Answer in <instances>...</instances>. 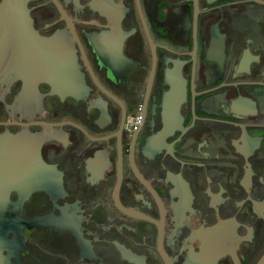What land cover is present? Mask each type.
Wrapping results in <instances>:
<instances>
[{"label":"flooded vegetation","instance_id":"obj_1","mask_svg":"<svg viewBox=\"0 0 264 264\" xmlns=\"http://www.w3.org/2000/svg\"><path fill=\"white\" fill-rule=\"evenodd\" d=\"M27 7L48 44L0 61V264H256L264 0Z\"/></svg>","mask_w":264,"mask_h":264},{"label":"water","instance_id":"obj_2","mask_svg":"<svg viewBox=\"0 0 264 264\" xmlns=\"http://www.w3.org/2000/svg\"><path fill=\"white\" fill-rule=\"evenodd\" d=\"M27 2L28 0H2L0 3V61L11 51L15 61L22 66H29L37 60L38 52L43 50V44H48V40L34 30ZM40 45L42 46L39 47ZM65 69V73L71 74L68 67ZM5 180L6 177L3 179L4 183ZM3 194L4 184L0 185V195ZM7 205L1 198L0 222L5 220L1 216L9 211ZM256 264H264V253Z\"/></svg>","mask_w":264,"mask_h":264}]
</instances>
